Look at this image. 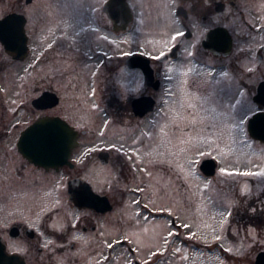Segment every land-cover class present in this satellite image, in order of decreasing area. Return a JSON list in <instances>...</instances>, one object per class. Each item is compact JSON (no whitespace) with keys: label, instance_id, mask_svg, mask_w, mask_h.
<instances>
[{"label":"flooded vegetation","instance_id":"flooded-vegetation-1","mask_svg":"<svg viewBox=\"0 0 264 264\" xmlns=\"http://www.w3.org/2000/svg\"><path fill=\"white\" fill-rule=\"evenodd\" d=\"M136 1L139 9L132 0H100L89 25H74L64 11L70 0L61 5L0 0V20L17 15L11 37L5 25L0 39V144L13 177L6 171L2 182L13 193L28 186L37 187L39 195L59 182L66 189L64 197H12V192L0 197L1 264H112L120 248L133 264H169L165 259L175 243L185 247L184 198L175 197L178 212L166 203L153 206L145 188L134 183L154 154L161 166L167 164V131L179 134L181 141L171 142L177 148L181 142L183 151L200 133L213 141L264 146L248 128L256 114L264 113V0H157L155 10L153 0ZM163 5L174 22L171 31L165 18L152 22V13ZM152 41L163 46L159 53ZM78 102L91 110L85 118L92 123L95 118L97 133L91 127L77 131L68 163L47 168L23 154L19 142L31 125L21 127L26 113L39 112L37 119L59 116L75 127L57 109L71 111ZM219 159L217 154L195 158L189 172L197 180L220 183ZM208 160L215 166H205ZM229 168L224 182L238 180V189L261 183L246 170L238 171V178L232 170L239 169ZM165 179L162 188H167ZM167 196L168 190L163 202ZM30 206L28 218L24 210ZM130 210L132 219L126 217ZM129 224L139 226L138 232ZM149 225L160 241L145 257L140 248L150 246L144 236L148 231L151 236ZM182 252L181 262L193 264L194 247Z\"/></svg>","mask_w":264,"mask_h":264},{"label":"rangeland","instance_id":"rangeland-1","mask_svg":"<svg viewBox=\"0 0 264 264\" xmlns=\"http://www.w3.org/2000/svg\"><path fill=\"white\" fill-rule=\"evenodd\" d=\"M52 1L55 5L57 3L58 5H61V0ZM132 2L139 9V2L136 0H132ZM48 4L50 3L48 2ZM157 4V0H153L151 3L154 10L156 9ZM96 6H100V0H87V2L85 0H70L69 6H67L64 11L69 12L74 25L75 23L78 25H84L87 23L89 25L90 21L92 20L90 13L95 9ZM167 10L168 9L164 5L159 6L156 10L157 13H152V22L154 19L157 20L160 18H165L163 20L170 21L168 29L171 31L174 29V22L170 19L169 14L167 16ZM152 42H154L153 52L159 53L163 46L160 45L159 47L157 46L158 43L156 44L155 41ZM18 99L19 98H17L16 101ZM138 107L141 106L138 104ZM57 111H61L67 117H70L69 119L72 120L75 127L72 125L71 126L75 130L79 131L83 129H89L91 127V131L93 133H97L96 120L94 117H92V123L85 118V114L91 110L85 108L83 104L81 105L79 102L76 103L71 108V111L70 109L67 110L64 107L57 109ZM38 113H26V120L21 123V127H27L29 124L35 122L37 120L36 117ZM152 121L155 122L153 117ZM208 129L209 128H200V131L208 132ZM170 130L171 129L167 131V139L169 140L168 146L170 148V155L168 157L167 164L161 166L159 161H157L159 157L157 158L154 154L150 168L147 169V171L145 170L143 173H138V177L134 179V183L145 188L147 201L151 202L153 206L160 207L166 203L169 209H172V211L174 209V211L178 212L177 210L179 205L176 203L177 200H175V197L179 195L184 198L185 217H183V219L187 222V226H185L183 232L185 241V247H183L188 249L194 247L193 253L197 255V258L194 260V262H192L193 264H255L254 259L256 258L258 251L264 250V146L256 142H253L252 144L249 142L247 147L246 144L242 146L238 144L237 139L213 141L211 138H208L212 136H207L200 133L197 135L196 139H192V142H195L196 146H200V148H191L192 142H189V148L186 146L183 151V149H181V142L178 144V148L175 142H171V140L176 141L177 138H179L181 141V137L178 133H173ZM155 132H157L156 129H154V133ZM93 133L91 138L95 136ZM224 137L225 136L222 138ZM86 139L90 138L86 137ZM91 142L96 143V137L92 138ZM158 142L159 138L156 142H154V149L156 148ZM255 145L257 148H260L259 152H256L252 149L253 147H256ZM3 148L4 146L0 144V152H2V154H0V197L4 196V193L8 195L13 193V189H7L2 182L3 178L7 176L6 171L9 173V179H13L10 172L12 163L9 159L5 158V152L2 151ZM245 148L250 149V151L248 150V154H246ZM204 150L210 152L211 154H217L220 158L219 160L222 162V168L219 169L221 172L219 173V177H221L220 183L215 184L214 182L210 181L211 179L207 180L198 178L197 180V178L194 177L191 172H189V168L196 160L203 159V157L207 156L208 154L211 155ZM196 151H200L199 157H197L198 154L195 153ZM212 151L214 153H212ZM159 154L160 153L157 152V155ZM232 155L236 159H234L235 161L230 162V160L233 158ZM177 159L182 160L181 162L183 163H176ZM229 167H237L239 169L232 170V174H236L238 178H240L238 176V171L246 170V172L252 173L251 175L258 176V178H260L258 181H261V183L258 185H250L248 188L238 189V180H233L234 184L231 185L229 180L224 182L225 175L228 176L231 174L229 172ZM178 173H181L180 177L182 179L177 182L176 180ZM164 179L167 181V188H162V185H164ZM58 180L59 179H56V182ZM36 189L37 187L32 188L27 186L22 188L21 186H18L15 187L14 190H16V192L11 196L14 197L19 194V196L23 197H39L41 194L42 196L48 197L66 196V189L60 185V182L55 183L54 186L51 185L42 189V193L39 195L37 194L38 191ZM167 190L168 196L163 202L162 198L165 197ZM129 198L128 202H131ZM129 204L130 203H128L127 207H131ZM29 210V212L28 209L24 210V213H26L24 215H27L28 218L33 215L31 206L29 207ZM231 211L234 213V217L230 220L228 216ZM0 213H2L1 204ZM133 214L134 212L130 210L126 217L132 219ZM257 215L259 216L257 217ZM3 221L4 218L0 217V225L3 224ZM228 225H231V229L228 228ZM131 227L132 226L129 224L128 228ZM137 228H139V226L136 228L132 227V230L138 232ZM147 229L150 230L151 226L149 225ZM150 232L151 236H149V231L147 235H144L146 241H151V243H149L150 246L146 248H140L143 256L145 257H148L149 255L152 256V254H154L151 252V250H153L155 245H158L160 241L158 236H155L153 230H150ZM184 248L178 246L177 243H175V248L171 249L174 253L170 254L168 259L163 258L162 260H168L169 264H183L181 262V257ZM207 251L210 252L208 253ZM224 251L228 252V256H226L227 258L223 255ZM208 256L210 257L208 258ZM112 264L133 263L126 250L124 251L123 248H120L117 259Z\"/></svg>","mask_w":264,"mask_h":264},{"label":"water","instance_id":"water-1","mask_svg":"<svg viewBox=\"0 0 264 264\" xmlns=\"http://www.w3.org/2000/svg\"><path fill=\"white\" fill-rule=\"evenodd\" d=\"M16 20V14L0 20V39H3L2 28L5 25H8L11 37L13 22ZM9 43H12L10 38ZM248 128L254 138L264 141V113L256 114L250 120ZM76 136L77 130L61 117L41 116L25 129L19 148L25 156L40 166L58 167L69 162L72 150L77 145ZM204 165L215 166L211 160L205 161ZM254 260L255 264H264V250L260 251Z\"/></svg>","mask_w":264,"mask_h":264},{"label":"snow or ice","instance_id":"snow-or-ice-1","mask_svg":"<svg viewBox=\"0 0 264 264\" xmlns=\"http://www.w3.org/2000/svg\"><path fill=\"white\" fill-rule=\"evenodd\" d=\"M157 59H159V57H156ZM252 173H245V175H251Z\"/></svg>","mask_w":264,"mask_h":264}]
</instances>
